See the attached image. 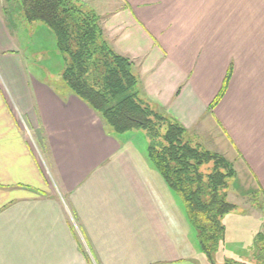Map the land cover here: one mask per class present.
I'll use <instances>...</instances> for the list:
<instances>
[{
    "label": "crops",
    "instance_id": "1",
    "mask_svg": "<svg viewBox=\"0 0 264 264\" xmlns=\"http://www.w3.org/2000/svg\"><path fill=\"white\" fill-rule=\"evenodd\" d=\"M109 4L89 8L134 63L144 98L232 163L256 218L254 244L264 234V0ZM6 6L0 0V264H209L145 135L113 134L68 87L29 71ZM228 246L225 229L216 264H247Z\"/></svg>",
    "mask_w": 264,
    "mask_h": 264
},
{
    "label": "trees",
    "instance_id": "2",
    "mask_svg": "<svg viewBox=\"0 0 264 264\" xmlns=\"http://www.w3.org/2000/svg\"><path fill=\"white\" fill-rule=\"evenodd\" d=\"M16 8L25 22L42 23L53 33L65 63L63 82L113 134L144 133L148 160L182 203L202 254L215 264L213 255L225 237L222 218L235 210L227 199L236 177L232 163L206 150L144 98L134 63L112 48L99 16L87 5L80 0H7L5 14ZM230 78L231 68L209 110L222 99ZM253 248L255 262L264 264V234L256 236Z\"/></svg>",
    "mask_w": 264,
    "mask_h": 264
},
{
    "label": "rangeland",
    "instance_id": "3",
    "mask_svg": "<svg viewBox=\"0 0 264 264\" xmlns=\"http://www.w3.org/2000/svg\"><path fill=\"white\" fill-rule=\"evenodd\" d=\"M80 2L89 7L90 0H80ZM109 2L111 0H104V4L108 5ZM16 9L18 11L15 10L12 14V26L10 30L17 39V48L25 60V66L34 74H42L44 81L56 88L66 86L61 78L65 63L63 57L56 49L53 33L40 23L31 24L24 20L19 22L18 18L21 17V13L18 8ZM137 132L139 136H143L144 134L141 131ZM233 184L234 181L232 180L228 189V193L230 194L229 202L238 208L235 212L229 214L228 218H222L227 238L231 240V246H228L227 250L234 253L232 256L236 257L235 259L238 257V259H243L244 261L242 262L244 263L257 264L256 262H252V257L249 255L254 250L251 233L257 226L256 218H251L246 214V211L250 208L244 206L243 202L248 200V198H246L247 196L243 197L242 194L239 195ZM247 255H249L248 258H246ZM220 257V251H217L213 255V262L216 264ZM204 259L206 262L208 261L206 257ZM253 260L255 261L254 258Z\"/></svg>",
    "mask_w": 264,
    "mask_h": 264
}]
</instances>
